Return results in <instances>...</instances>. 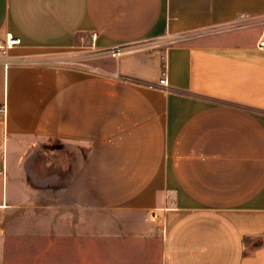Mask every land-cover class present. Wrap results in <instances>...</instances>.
I'll return each instance as SVG.
<instances>
[{
    "label": "crops",
    "instance_id": "1",
    "mask_svg": "<svg viewBox=\"0 0 264 264\" xmlns=\"http://www.w3.org/2000/svg\"><path fill=\"white\" fill-rule=\"evenodd\" d=\"M263 31L264 0H0V264H264Z\"/></svg>",
    "mask_w": 264,
    "mask_h": 264
},
{
    "label": "rangeland",
    "instance_id": "2",
    "mask_svg": "<svg viewBox=\"0 0 264 264\" xmlns=\"http://www.w3.org/2000/svg\"><path fill=\"white\" fill-rule=\"evenodd\" d=\"M89 45V37H81L77 40V47L71 49V52H67V53H63L60 55H55L54 57V61H62L65 60L66 58H70L72 60L77 61V63L79 62H83L84 60H86L85 58H88V60L92 59H97V54L99 49H89L88 48ZM95 61V60H94ZM36 161H29L28 162V167H34V165L37 163H35ZM39 164V163H38ZM36 166V165H35ZM40 166H44V165H40ZM39 167V166H38ZM30 179L32 182H35V180H40L38 179L37 176L32 175L30 176ZM166 226H163V233H166ZM149 260H146V262H148ZM151 261V259H150Z\"/></svg>",
    "mask_w": 264,
    "mask_h": 264
},
{
    "label": "built area",
    "instance_id": "3",
    "mask_svg": "<svg viewBox=\"0 0 264 264\" xmlns=\"http://www.w3.org/2000/svg\"><path fill=\"white\" fill-rule=\"evenodd\" d=\"M246 17V16H245ZM21 44V39L18 37H15L12 34H8L6 39L2 42H0V62L5 61L10 56V52L12 49H14L16 46ZM258 46L261 49H264V31L259 38ZM124 51L121 47H113L109 50V54L112 56H118ZM160 85L166 86L167 85V78L164 76L159 81ZM7 106L6 104H0V116H6L7 115Z\"/></svg>",
    "mask_w": 264,
    "mask_h": 264
}]
</instances>
